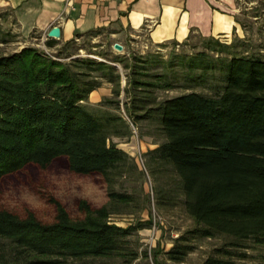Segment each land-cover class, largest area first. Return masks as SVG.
<instances>
[{
	"label": "trees",
	"instance_id": "1",
	"mask_svg": "<svg viewBox=\"0 0 264 264\" xmlns=\"http://www.w3.org/2000/svg\"><path fill=\"white\" fill-rule=\"evenodd\" d=\"M204 39L207 50L176 54L170 62L183 67L180 74L174 68L171 74H151L152 59L136 54L132 64L119 54L64 62L34 46L0 55V239L14 252L12 263L2 264L88 258L132 264L139 258L127 239L138 228L112 222L111 204L78 197L71 209L55 193L39 189L53 210L46 220L27 204L14 208L4 201L11 187L30 186L32 180L34 186L47 184L38 173L56 167L115 184L128 154L113 138L129 135L130 124L120 113L92 109L87 102L103 82L120 94L117 63L130 69L125 110L135 126L156 124L165 140L152 152L179 178L182 204L196 222L175 238L168 259L183 262L201 238H226L203 264H236L264 246V50L252 52L245 39ZM181 78L183 93L159 99L158 90L178 87ZM106 104L118 108L119 101ZM111 195L117 203L132 200L125 193Z\"/></svg>",
	"mask_w": 264,
	"mask_h": 264
},
{
	"label": "rangeland",
	"instance_id": "2",
	"mask_svg": "<svg viewBox=\"0 0 264 264\" xmlns=\"http://www.w3.org/2000/svg\"><path fill=\"white\" fill-rule=\"evenodd\" d=\"M240 17L244 20L246 28V34L241 38L250 44L252 52L264 50V0L246 1L242 5ZM42 36L39 32L25 35L12 11L3 0H0V55L19 51L25 46H34L40 50H47L48 53V44L44 43ZM235 39L236 37L232 36L228 39L221 38L229 43ZM132 41L123 40L122 44L125 48L119 51L114 48L115 38L111 32L103 29L83 35L78 40L49 47V52L64 62L84 57L106 60V57L119 54L126 57L131 64L134 62L133 55L136 54L152 59V65L148 70L151 74H171L169 68H174L173 71L180 74L183 67L177 64L170 65L176 54L192 55L207 50L208 46L207 39L199 36L182 45L167 43L149 48H146L145 44L134 46ZM211 53L217 56L216 52ZM117 67L121 73L120 94L118 96L114 94L113 83L103 82L87 102L92 109L103 108V110L110 109L120 113L130 124L129 135L113 138L117 146L128 154L122 167L123 173L117 178L115 184L106 186L90 178L69 175L62 167H56L49 172L38 173L40 179L47 184L39 183L34 186L35 180H32L30 186L23 183L17 187H11L6 191L4 201L14 208L27 204L46 220L52 215L53 210L39 189L44 190L45 193L48 190L55 193L71 209L78 197L88 198L98 204H111L114 208L110 218L112 222L123 227L134 225L138 228L127 237L131 246L140 253L139 258L132 264H203L214 248L221 246L226 238H201L196 241L197 247L183 262L168 259L166 252L173 246L175 238L194 228L196 222L185 211L182 204L183 195L179 188V178L168 164L152 152L165 140L156 124L144 121L135 126L130 120L125 110V102L128 99L123 90L130 69L123 68L120 63H117ZM182 84L184 80L181 78L178 87L171 90H158L159 99L183 93L185 90L181 87ZM107 100L119 101L118 108H114L115 104H106ZM112 192L128 194L132 200L128 203H117L111 195ZM7 243L9 241L0 239V264L3 259L10 262L13 258L14 252ZM251 254L250 259L240 260L236 264H264V246L252 250ZM62 264L123 263L120 259L88 258L68 259Z\"/></svg>",
	"mask_w": 264,
	"mask_h": 264
},
{
	"label": "crops",
	"instance_id": "3",
	"mask_svg": "<svg viewBox=\"0 0 264 264\" xmlns=\"http://www.w3.org/2000/svg\"><path fill=\"white\" fill-rule=\"evenodd\" d=\"M3 1L25 35H43L60 26L62 36L55 39V46L77 39L78 33L107 29L115 42L133 40L134 46L153 47L197 36L244 39L246 28L240 12L246 1L255 0Z\"/></svg>",
	"mask_w": 264,
	"mask_h": 264
},
{
	"label": "water",
	"instance_id": "4",
	"mask_svg": "<svg viewBox=\"0 0 264 264\" xmlns=\"http://www.w3.org/2000/svg\"><path fill=\"white\" fill-rule=\"evenodd\" d=\"M47 34H48L49 38H53V39H57V40L61 39V36H62L61 27L58 25H55L47 32ZM114 48L119 50V51H123L124 45L119 43V42H115Z\"/></svg>",
	"mask_w": 264,
	"mask_h": 264
},
{
	"label": "built area",
	"instance_id": "5",
	"mask_svg": "<svg viewBox=\"0 0 264 264\" xmlns=\"http://www.w3.org/2000/svg\"><path fill=\"white\" fill-rule=\"evenodd\" d=\"M42 38H43V40H44V43H46V41L49 39L47 32H45V33L43 34ZM76 40H78V38H77ZM145 47H146V48H149V46H148L147 44H145ZM46 49H47V48H46ZM45 51L47 52V50H45ZM48 53L50 54V52H49V47H48Z\"/></svg>",
	"mask_w": 264,
	"mask_h": 264
}]
</instances>
